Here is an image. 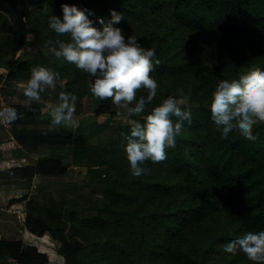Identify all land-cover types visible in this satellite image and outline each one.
I'll list each match as a JSON object with an SVG mask.
<instances>
[{"label":"trees","instance_id":"trees-1","mask_svg":"<svg viewBox=\"0 0 264 264\" xmlns=\"http://www.w3.org/2000/svg\"><path fill=\"white\" fill-rule=\"evenodd\" d=\"M62 4L85 11L97 28L98 18L111 19L110 10L122 13L114 26L126 38L131 35L143 47L155 49L159 63L154 62L151 75L159 87L149 107L169 95L179 98L177 90H184L191 122H183L176 147L167 149L164 162H146L150 174H130L122 136L130 134V123L114 117L109 99L91 95L86 73L52 54L15 57L30 30L41 44L56 38L48 31V18H62ZM6 54L10 57L4 60ZM37 65L60 73L51 99L61 90L77 97L84 90L94 98L92 126L37 127L40 104L33 102L15 105L20 126L14 125L8 138L24 157L40 146L88 149V138L99 135L95 118L106 113L116 122L106 141H97L94 148L95 177L109 183L113 174L130 195L108 197L103 205H81L80 214L73 199H57L41 190L11 197L1 206L25 200L27 232L54 240L64 264H251L242 252L233 256L223 248L246 232L264 231V124L254 127L255 142L235 132L223 139L208 103L219 80L237 78L252 66L264 70V0H0V68L5 69L0 80H27ZM140 95L146 93L141 90ZM133 119L142 122V116ZM66 170L60 156H38L31 163L0 169V185L30 183ZM47 261L35 244L0 236V264Z\"/></svg>","mask_w":264,"mask_h":264},{"label":"clouds","instance_id":"clouds-1","mask_svg":"<svg viewBox=\"0 0 264 264\" xmlns=\"http://www.w3.org/2000/svg\"><path fill=\"white\" fill-rule=\"evenodd\" d=\"M61 10L62 18L55 15L48 18L47 26L56 37L46 41L48 52L86 73L91 95L101 101L110 99L117 109L123 110L118 115L142 116V122L129 120L130 134H122L123 147L130 174L135 177L150 174L152 169L145 166L146 162H164L167 149L176 147L183 122H191L184 90H177L179 98L169 95L158 105L149 107L159 87L151 75L154 62L159 63L154 61L155 49L143 47L131 35L126 38L123 30L114 26L123 19L122 13L110 10L111 19L106 22L98 18L101 27L97 28L85 11L76 6L62 4ZM60 79V73L51 67H31L30 77L21 86L27 103H42L45 92L51 100ZM141 90L146 95L138 96ZM77 99L73 92L59 91L58 98L46 109L51 127H79ZM208 109L223 139L235 132L255 142L257 136L253 129L264 124V70L252 66L237 78L219 80L211 93ZM173 117L178 118L176 122ZM19 118L16 108L0 102V123L11 124ZM223 250L233 256L242 252L251 264H264V231L246 232L229 241Z\"/></svg>","mask_w":264,"mask_h":264},{"label":"rangeland","instance_id":"rangeland-1","mask_svg":"<svg viewBox=\"0 0 264 264\" xmlns=\"http://www.w3.org/2000/svg\"><path fill=\"white\" fill-rule=\"evenodd\" d=\"M50 29H48L49 31ZM51 31V30H50ZM38 54H51L48 52L46 44L38 43L35 39L34 31L30 30L26 33L23 46L15 52V57H27ZM8 54L4 55V60L9 58ZM0 72L5 73V69L0 68ZM26 80H0V102L6 103L9 106L27 105L26 97L22 92V84ZM42 94V103L40 104V114L36 126L50 125V118L46 116V109L49 103L55 100L49 99ZM114 117L118 120L129 121L130 117L118 115V112L123 110L117 109L109 99ZM95 107L94 98L89 97L84 90H80L76 102V117L80 125L86 127L92 126L93 109ZM97 122L98 137L92 136L88 138L90 147L88 149H74L71 146L62 148H51L40 146L37 151L30 152L28 157L22 156V153L17 150V145L10 136V129L14 125L20 126L16 121L11 124L0 123V135L4 138L0 143V169L12 165L31 163L38 156L57 155L67 164V170L59 176H43L32 179L30 183H9L0 185V236L6 239H21L26 243L35 244L40 251H44L48 261L46 264H64L62 257L56 253V242L47 234L36 236L27 232L23 226L25 216L24 202L20 200L5 205L11 197H21L24 194L29 196L36 191L51 194L57 199H73L76 202L75 210L80 214V206L89 207L92 203L104 204L108 197H128L130 190L128 186L119 180H114L116 177L112 174L110 182L99 181L95 177V169L97 162L95 161V146L97 141H106V137L110 132V125L115 123V119H110L108 114H101L95 118ZM88 130V128H87ZM100 139V140H98ZM26 153H24L25 155ZM117 179V178H116ZM106 187L105 189H103ZM78 224H76L77 228ZM77 229H80L79 227ZM77 231V230H76ZM79 238L80 233H75ZM88 240H84L86 244ZM13 264H19L14 262Z\"/></svg>","mask_w":264,"mask_h":264}]
</instances>
